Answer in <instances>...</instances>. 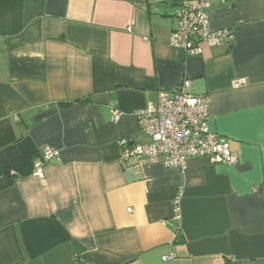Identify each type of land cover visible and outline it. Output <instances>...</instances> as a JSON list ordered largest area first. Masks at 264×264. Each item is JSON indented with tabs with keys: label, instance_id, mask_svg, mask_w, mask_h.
<instances>
[{
	"label": "crops",
	"instance_id": "1",
	"mask_svg": "<svg viewBox=\"0 0 264 264\" xmlns=\"http://www.w3.org/2000/svg\"><path fill=\"white\" fill-rule=\"evenodd\" d=\"M191 1L0 0V264H264V0H213L234 37L195 56L170 43ZM185 79L238 163L123 162Z\"/></svg>",
	"mask_w": 264,
	"mask_h": 264
},
{
	"label": "built area",
	"instance_id": "2",
	"mask_svg": "<svg viewBox=\"0 0 264 264\" xmlns=\"http://www.w3.org/2000/svg\"><path fill=\"white\" fill-rule=\"evenodd\" d=\"M212 1L192 0L182 5L176 15L178 26L170 38L172 46L195 56L202 54L206 46L219 45L228 37H234L229 29L212 28ZM191 86V80L185 79L172 90H161L157 102L139 112L142 127L151 142L135 143L129 138H120L123 162L143 158L149 163L162 162L166 167L178 170H185L190 160L202 157L217 164L234 166L238 163L232 140L210 131V96L192 92ZM113 113L114 120L118 121L119 110L114 109ZM42 151L33 167L34 176L40 180L46 178L47 163L59 154L47 146Z\"/></svg>",
	"mask_w": 264,
	"mask_h": 264
}]
</instances>
